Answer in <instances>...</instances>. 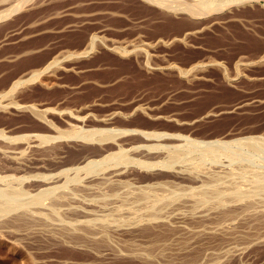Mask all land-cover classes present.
Here are the masks:
<instances>
[{"label": "rangeland", "instance_id": "1", "mask_svg": "<svg viewBox=\"0 0 264 264\" xmlns=\"http://www.w3.org/2000/svg\"><path fill=\"white\" fill-rule=\"evenodd\" d=\"M19 1L0 0V130H4L7 144L12 145L14 139V144L23 146L27 137H56L57 131H70L64 121L69 112L87 108L92 115L105 110L125 113L134 106L138 111L128 120L132 126L168 134L175 131L183 143L190 140L239 147L240 158L234 163L242 165V172L244 168L249 172V168H256V172L240 171L237 186L247 192L257 189V179L264 177V0L233 9L230 13L240 20L210 24L193 32L179 26L180 17L163 12L160 5H165L164 0L150 2L153 5L143 0H28L17 8ZM13 7L17 9H10ZM145 58L151 60L149 65ZM53 61L56 65L44 70ZM33 71H42L37 80L6 93L20 76ZM40 111L45 113V121L34 117ZM153 114L156 116L151 118ZM74 127L83 132L94 129L84 128V122ZM16 138L21 141L16 142ZM59 145L58 151L73 153L87 146L60 140L48 143L50 147ZM118 151L114 148L111 153ZM220 158L208 164L220 167V161L224 164L217 170L229 171L227 156ZM246 161L254 167L249 163L246 169ZM226 173L222 177H228ZM258 173L261 175H254ZM68 174L74 176L72 171ZM221 181L216 184L229 179ZM125 188L123 192L133 187ZM247 200L255 204L248 213L240 214V228L223 230L231 241L219 248L213 242L207 248L214 256H195L203 245L190 259H99L84 263L264 264V222H254L264 211V196ZM215 231L192 230L201 237L223 232ZM40 239L34 245L47 246ZM31 252L29 258L14 264H57L48 262L56 258H43L53 253Z\"/></svg>", "mask_w": 264, "mask_h": 264}, {"label": "bare ground", "instance_id": "2", "mask_svg": "<svg viewBox=\"0 0 264 264\" xmlns=\"http://www.w3.org/2000/svg\"><path fill=\"white\" fill-rule=\"evenodd\" d=\"M26 1L20 0L17 8ZM143 1L154 4L159 0ZM256 1L164 0L165 5L160 8L167 15L180 17L179 26L193 32L210 24L240 20V16L230 12ZM150 61L144 59L146 65ZM52 65L56 62L44 70ZM42 71L20 76L6 93L37 80ZM139 110L146 111L140 107ZM137 111L132 106L125 113L105 110L92 115L87 108L83 112H69L64 121L72 128L70 131H57L56 137H27L23 146L14 144V139L10 141L12 145L7 144L5 132L0 130V264H14L26 256L29 258L34 249L43 254L53 253L43 258H56L48 262L57 264H85L99 259L187 256L190 259L199 246L204 245V249L198 251V248L195 256L208 257L215 255L207 253L213 242L219 248L231 241L228 232L223 230L240 228V214L248 213L253 203L247 198L264 196V177L254 176L260 181L253 192L239 190L242 165L234 163L240 158L239 147L236 150L223 143L197 144L188 139L190 142L183 143V137L175 131L168 134L156 129L148 131L150 128L143 130L128 121ZM34 117L46 120L43 111ZM118 120L122 122L120 126H117ZM83 122L84 128L94 129L75 130V123L82 125ZM53 140L83 142L87 146H81L76 153L58 151L62 145L48 146ZM17 141L21 139L16 138ZM34 143L37 146H31ZM114 148L119 151L111 153ZM223 155L230 161L227 173L217 170L223 162L219 161L220 167L213 165L220 156L226 159ZM210 161L213 164L209 165ZM233 163L238 165L236 169L232 168ZM253 164L249 166L253 168ZM65 167L71 168L61 170ZM249 169L256 172V168ZM244 170L243 174L248 171ZM70 171L74 172L73 177L68 174ZM225 173L228 177L224 178ZM225 179L229 181L221 183ZM197 184L202 190L193 189ZM50 185L55 186L47 187ZM123 188L128 191L123 192ZM187 189L190 191L186 193ZM240 202L243 203L240 205ZM263 218L264 211L259 219L253 220L260 223L264 222ZM192 230H221L224 234L201 237ZM38 238L43 239V244L47 242V246L34 245Z\"/></svg>", "mask_w": 264, "mask_h": 264}]
</instances>
